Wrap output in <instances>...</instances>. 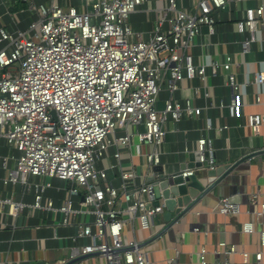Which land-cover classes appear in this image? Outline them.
<instances>
[{"label":"built area","instance_id":"obj_1","mask_svg":"<svg viewBox=\"0 0 264 264\" xmlns=\"http://www.w3.org/2000/svg\"><path fill=\"white\" fill-rule=\"evenodd\" d=\"M28 2L38 20L30 21L25 31L0 29V141L8 154L2 159L3 184L34 191L33 208L55 217L51 228L74 227L70 261L104 260L106 264H150L144 247L143 232L165 213L163 202L156 206L157 184L141 181L135 170L124 171L121 155L114 158L121 168L115 186L110 169L103 167L112 148L132 147L137 137L149 147L146 168L155 172L160 165V149L167 134V124L183 119H199L202 108L191 100L183 104L174 98L186 80L198 79L207 91L208 78L223 77L231 89L230 103L221 102L230 118H243L241 86L234 73V58L196 67L193 44L206 29L210 36L219 23L217 14L230 8L228 0H165L164 11L157 12L150 38L137 33L130 18L153 0H79L80 9L69 8L62 0H53L48 8H36ZM185 1L191 5L185 6ZM235 4L245 0H233ZM10 6H8L9 9ZM9 13V12H8ZM264 22V5L247 9L236 23L243 36L244 54L251 52L256 35ZM210 71V74L208 73ZM167 82L168 99L163 110L157 109L158 96ZM264 85V73L257 76ZM200 94V90H195ZM256 102L261 103L258 95ZM246 125L253 136L264 128V113L250 115ZM211 122L207 128L211 129ZM131 129L142 131L131 134ZM227 129V128H226ZM125 132V135H118ZM200 163L204 169H216L209 140L198 141ZM10 163L12 166L10 167ZM198 171L186 170V179ZM63 184V197L45 198L53 184ZM2 206L18 214L25 206L6 198ZM252 221L243 224V232L253 234L255 224L264 220V202L260 195L250 198ZM218 212L224 216L238 213L227 199ZM80 218H86V220ZM264 248V232L260 233ZM88 241L82 245V241ZM236 249L219 244L213 252L220 258L210 262L206 248L199 253V264H234ZM263 254L252 261L244 256L239 264H261Z\"/></svg>","mask_w":264,"mask_h":264},{"label":"crops","instance_id":"obj_2","mask_svg":"<svg viewBox=\"0 0 264 264\" xmlns=\"http://www.w3.org/2000/svg\"><path fill=\"white\" fill-rule=\"evenodd\" d=\"M53 0H35L36 8H48ZM69 8L80 9L79 0H62ZM191 1V0H190ZM189 1V2H190ZM230 8L226 12L217 14L219 23L213 36L206 29L196 38L192 56L196 67L209 65L214 60L223 62L226 55L234 58V73L237 74L241 86V96L244 105L243 118H230L227 110L219 108L221 102L230 103L232 91L225 85L223 77L208 78L207 91L210 99L203 96V84L198 80L184 81L174 98L185 103L191 100L194 106L202 108V116L195 119H183L180 123L167 124V134L160 149V165L167 176H176L189 165L198 153V141L209 140L213 153L216 170L228 168L221 177L201 180L205 191L194 203L192 209L183 217L174 215V223H165L164 215L153 221L151 230L143 232L146 239L144 247L149 254L150 264H199V253L202 248L209 252L210 262L219 260L213 252L219 244L227 243L236 249L232 262L239 264L244 256L250 261L256 254L262 253L264 264V248L261 244L260 233L264 232V220L255 224L253 234L243 232V224L250 223V198L259 194L264 202V128L260 136H253L247 128L246 118L250 115L264 113V85H258L257 76L264 73V22L256 35L257 42L252 46L251 52L244 54L242 48L243 36L238 34L236 23L243 18L247 9L264 5V0H245L244 3L235 4L228 0ZM185 1V6L191 5ZM28 2L8 3L0 0V29L25 31L30 21L38 20L37 12L12 13L13 7L24 9ZM8 6L9 7L8 9ZM28 6H31L30 4ZM165 0H153L150 5L138 9L130 18V24L137 33H144L148 39L154 30L157 12L164 11ZM9 12V13H8ZM1 47V46H0ZM210 74V71H208ZM195 90H200L196 94ZM261 96V103L256 102ZM167 82L162 86L158 96L157 109L163 110L168 99ZM211 122V129L207 128ZM227 128V129H226ZM142 128L131 129L130 133H138ZM118 135H125L119 132ZM117 151L121 155L122 170H135L142 182L154 184L158 177L151 173L145 165V154L150 150L148 146L140 144L137 137L132 139V147L112 148L110 157L103 163V167L118 166L114 158ZM8 154L4 141H0V264H106L104 260H91L88 262L70 261V252L73 246L71 237L75 235L74 227L58 228L57 234L51 228L54 220L53 214L33 208L34 191L24 192L20 187H6L3 184L5 171L2 168V159ZM12 163H10V167ZM121 168L110 169L109 177L115 186H119L116 176ZM43 182L53 184L45 198L57 200L63 197L58 191L63 184L57 180L44 179ZM10 198L25 208L18 214L11 212L1 203ZM235 206L236 215L224 216L218 212L222 200ZM163 202V201H162ZM86 220V218H80ZM88 241H82L86 245Z\"/></svg>","mask_w":264,"mask_h":264},{"label":"water","instance_id":"obj_3","mask_svg":"<svg viewBox=\"0 0 264 264\" xmlns=\"http://www.w3.org/2000/svg\"><path fill=\"white\" fill-rule=\"evenodd\" d=\"M228 168H220L219 170L204 169V165L200 163V154H197L189 165L182 169L198 171L194 176L183 179L182 177H171L164 174L162 168H156L155 172L163 177L160 181L153 180L157 186L154 189L156 198V206L163 201L166 214L164 215L165 223L172 225L174 223V215L178 218L183 217L193 207L200 195L204 193L205 188L201 184L203 179H216L221 177ZM75 263V262H73ZM38 264H46L39 262Z\"/></svg>","mask_w":264,"mask_h":264},{"label":"rangeland","instance_id":"obj_4","mask_svg":"<svg viewBox=\"0 0 264 264\" xmlns=\"http://www.w3.org/2000/svg\"><path fill=\"white\" fill-rule=\"evenodd\" d=\"M28 4V3H27ZM29 5V4H28ZM26 6V8L24 9L23 7H21L20 9H19V7H17V8H15V7H13V5H12V13H15V12H20V10H26L27 12H28V10H29V8H30V6ZM11 7V6H10Z\"/></svg>","mask_w":264,"mask_h":264},{"label":"trees","instance_id":"obj_5","mask_svg":"<svg viewBox=\"0 0 264 264\" xmlns=\"http://www.w3.org/2000/svg\"><path fill=\"white\" fill-rule=\"evenodd\" d=\"M18 3L22 5V2H18ZM19 9H20V8H19Z\"/></svg>","mask_w":264,"mask_h":264}]
</instances>
